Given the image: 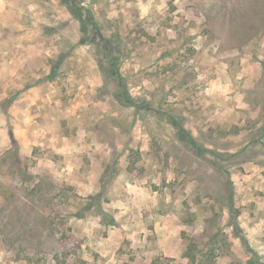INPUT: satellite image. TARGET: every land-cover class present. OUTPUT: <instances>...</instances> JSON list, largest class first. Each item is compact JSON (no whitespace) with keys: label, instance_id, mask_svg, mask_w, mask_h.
I'll return each mask as SVG.
<instances>
[{"label":"rangeland","instance_id":"rangeland-1","mask_svg":"<svg viewBox=\"0 0 264 264\" xmlns=\"http://www.w3.org/2000/svg\"><path fill=\"white\" fill-rule=\"evenodd\" d=\"M246 2L0 0V264H264Z\"/></svg>","mask_w":264,"mask_h":264},{"label":"trees","instance_id":"trees-1","mask_svg":"<svg viewBox=\"0 0 264 264\" xmlns=\"http://www.w3.org/2000/svg\"><path fill=\"white\" fill-rule=\"evenodd\" d=\"M238 6L240 7V11L235 9L237 13H231V16L229 13L224 12V14L230 16L229 23L231 24L233 33H242L243 35L246 31L250 30V24L253 22V18L255 21L257 20L260 22L264 20V0H247L246 3H242V5L239 4ZM191 260L194 262L197 258L193 257Z\"/></svg>","mask_w":264,"mask_h":264}]
</instances>
